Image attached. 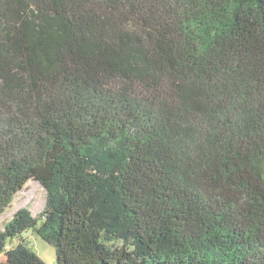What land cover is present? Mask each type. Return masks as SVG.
Here are the masks:
<instances>
[{
  "label": "trees",
  "instance_id": "1",
  "mask_svg": "<svg viewBox=\"0 0 264 264\" xmlns=\"http://www.w3.org/2000/svg\"><path fill=\"white\" fill-rule=\"evenodd\" d=\"M29 180L0 264H264V0H0V215Z\"/></svg>",
  "mask_w": 264,
  "mask_h": 264
},
{
  "label": "rangeland",
  "instance_id": "2",
  "mask_svg": "<svg viewBox=\"0 0 264 264\" xmlns=\"http://www.w3.org/2000/svg\"><path fill=\"white\" fill-rule=\"evenodd\" d=\"M46 192L43 186L34 180H29L21 190H19L5 211L0 215V229L8 221L14 212L20 208H27L33 216H38L45 206ZM39 224V222H38ZM22 237L26 239L31 247L46 262L55 260L54 248L40 237L33 235L30 231H25ZM16 240H14V243ZM1 256L0 259H2Z\"/></svg>",
  "mask_w": 264,
  "mask_h": 264
}]
</instances>
